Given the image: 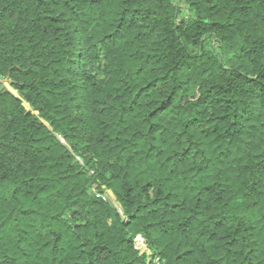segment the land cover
<instances>
[{
	"label": "trees",
	"instance_id": "16d2710c",
	"mask_svg": "<svg viewBox=\"0 0 264 264\" xmlns=\"http://www.w3.org/2000/svg\"><path fill=\"white\" fill-rule=\"evenodd\" d=\"M0 78V264H264V0H0Z\"/></svg>",
	"mask_w": 264,
	"mask_h": 264
},
{
	"label": "built area",
	"instance_id": "2783aa9c",
	"mask_svg": "<svg viewBox=\"0 0 264 264\" xmlns=\"http://www.w3.org/2000/svg\"><path fill=\"white\" fill-rule=\"evenodd\" d=\"M77 160L80 162V164L84 165L83 161L79 157H77ZM90 173L92 174L93 172H90ZM92 193H93V195L95 197L101 198L104 201H110L112 203V200H115V198H113V196L111 195V193H109V190H107L105 186H102V189H99L98 184L95 183V182L92 184ZM141 238L143 239V242L145 244V247L147 248V250H144V253L147 254L149 257L151 255L152 256V259H153V253L148 248L147 240H146V238L142 234H138L134 238V244H135V246L140 249V247L138 246V243H139V239H141ZM153 263H155V262L150 261L147 264H153Z\"/></svg>",
	"mask_w": 264,
	"mask_h": 264
},
{
	"label": "rangeland",
	"instance_id": "374dc122",
	"mask_svg": "<svg viewBox=\"0 0 264 264\" xmlns=\"http://www.w3.org/2000/svg\"><path fill=\"white\" fill-rule=\"evenodd\" d=\"M0 81L3 83V86L5 87V89H8L9 91H11L12 93H14L15 95H19V93H18V91L16 90V89H14V88H11L10 86L11 85H8L7 87H6V80L4 79V78H0ZM30 109H32L31 107H29ZM61 138V137H60ZM65 143V142H64ZM109 193H111V195L113 196V198H115V196H114V194L109 190ZM119 204V203H118ZM120 206V205H119ZM120 210H121V207H120ZM139 243L141 244V245H144V242H143V239L141 238V239H139ZM150 261H152V262H155L154 264H162V262H158V259L157 258H155L154 257V255H153V259H152V256L151 257H149L148 256V259H147V263L148 262H150Z\"/></svg>",
	"mask_w": 264,
	"mask_h": 264
},
{
	"label": "water",
	"instance_id": "95a60500",
	"mask_svg": "<svg viewBox=\"0 0 264 264\" xmlns=\"http://www.w3.org/2000/svg\"><path fill=\"white\" fill-rule=\"evenodd\" d=\"M9 83H10V82H9ZM112 204L114 205V207H115L116 209H118L119 212L122 213V210H120V206H119L118 202L116 201V199H115V200H112Z\"/></svg>",
	"mask_w": 264,
	"mask_h": 264
},
{
	"label": "bare ground",
	"instance_id": "6f19581e",
	"mask_svg": "<svg viewBox=\"0 0 264 264\" xmlns=\"http://www.w3.org/2000/svg\"><path fill=\"white\" fill-rule=\"evenodd\" d=\"M8 85H10L8 82H6V87L8 86Z\"/></svg>",
	"mask_w": 264,
	"mask_h": 264
}]
</instances>
